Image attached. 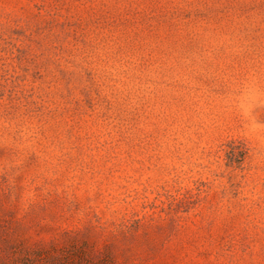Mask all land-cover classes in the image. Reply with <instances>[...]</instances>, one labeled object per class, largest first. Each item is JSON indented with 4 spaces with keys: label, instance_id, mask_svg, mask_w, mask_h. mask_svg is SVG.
Masks as SVG:
<instances>
[{
    "label": "rangeland",
    "instance_id": "374dc122",
    "mask_svg": "<svg viewBox=\"0 0 264 264\" xmlns=\"http://www.w3.org/2000/svg\"><path fill=\"white\" fill-rule=\"evenodd\" d=\"M0 264H264V0H0Z\"/></svg>",
    "mask_w": 264,
    "mask_h": 264
}]
</instances>
